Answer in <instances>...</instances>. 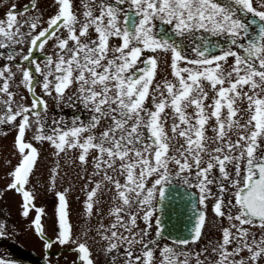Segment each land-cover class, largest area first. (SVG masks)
I'll return each mask as SVG.
<instances>
[{
	"label": "snow or ice",
	"instance_id": "6c2138e0",
	"mask_svg": "<svg viewBox=\"0 0 264 264\" xmlns=\"http://www.w3.org/2000/svg\"><path fill=\"white\" fill-rule=\"evenodd\" d=\"M48 7L45 17L39 0H29L0 18V50H8L0 54V126L15 131L18 156L0 197H21L20 215L31 216L45 264L54 246L74 253L72 264L96 259L88 233L73 230L68 190L55 191L59 159L49 181L56 231L46 235L31 186L36 145L44 143L57 158L75 153L72 162L86 173L79 176L86 219L112 194L109 223L98 221L92 237L104 242L110 264L117 252L120 264H264V0H51ZM14 87L26 95L17 99ZM48 98L83 106L88 121L67 127L53 119L49 128ZM177 179L194 190L180 199L195 220L170 246L161 243L162 214ZM209 213L219 238L189 249L206 235ZM6 227L0 222V239ZM0 264L16 262L0 256Z\"/></svg>",
	"mask_w": 264,
	"mask_h": 264
},
{
	"label": "rangeland",
	"instance_id": "374dc122",
	"mask_svg": "<svg viewBox=\"0 0 264 264\" xmlns=\"http://www.w3.org/2000/svg\"><path fill=\"white\" fill-rule=\"evenodd\" d=\"M29 0H25L27 3ZM51 0H42V8L45 9V15H50L52 9L48 7ZM41 5V4H40ZM31 16L32 13H27ZM47 17V16H46ZM24 19L21 20L23 22ZM24 52H27V45L24 47ZM51 49H49V54ZM38 61V60H37ZM41 62L42 61H38ZM15 63V62H13ZM43 66V65H42ZM15 71V68H13ZM39 79V77H37ZM17 81L19 80V74L17 75ZM17 99L21 94L26 95L23 88L16 89ZM39 92V88H37ZM49 99L48 115L45 117L49 121L48 127L51 128V120H63L65 126L71 127V123L74 118H79L81 122H87L89 119V113L83 108V106L77 104L74 107H68L66 105H56L54 101ZM22 103L30 104V99L22 101ZM2 114V112H0ZM0 131L6 132L7 135H0V191L6 186L9 180L6 178L7 172L16 165L18 156L16 155L13 143L15 137V131L9 126H0ZM40 156L37 162V166L34 170V176L32 178V187L36 194V206L45 210L46 215L42 218L43 226L46 230V235L49 238H53L56 231V217L55 212L58 206V201L54 191H49V181L51 175V169L56 166V161L59 159L60 177L57 179L55 191H67V199L77 196L80 202L81 188L84 187L85 181L80 180V175H86L82 172L77 164H74L73 156L75 153H69L67 156H61L59 158L54 157L53 149L47 144L36 145ZM10 162V163H9ZM20 203L21 197L15 192H4L0 197V222L6 224V239H0V256L6 260L15 261L16 264H45V250L42 241L35 235L31 229L30 220L24 219L20 215ZM77 205V204H76ZM34 215V213L32 214ZM69 215H71L69 210ZM74 223L77 226L85 225L86 222L81 221L80 217L74 212ZM66 249H61L58 246H54L51 249L52 264H65ZM75 257V254H74Z\"/></svg>",
	"mask_w": 264,
	"mask_h": 264
},
{
	"label": "flooded vegetation",
	"instance_id": "af4514ba",
	"mask_svg": "<svg viewBox=\"0 0 264 264\" xmlns=\"http://www.w3.org/2000/svg\"><path fill=\"white\" fill-rule=\"evenodd\" d=\"M220 2L223 3V0H220ZM29 3V1L27 2ZM25 2V0H0V18H3L5 16V13L8 11V9L15 4L17 11L21 10L23 8V6L25 4H27ZM39 3L41 4L40 7L42 8V0H39ZM43 9V8H42ZM45 15V12H44ZM48 15H45V17ZM18 19L22 20L24 19V17H18ZM185 43H188L190 46V41H186ZM8 50H0V54H2L3 52H6ZM188 51V49H186V52ZM191 53L189 52V55ZM44 54L43 53H36L35 58L38 61H42ZM5 63H8L6 60L4 61ZM166 74V73H163ZM173 185H178L181 186L185 189H188L186 186L183 185L182 181L180 180H174L173 181ZM83 188V187H82ZM81 188V199L80 202H78L79 200L77 199V196L71 197L69 199V210H70V222L73 225V230L75 232V234L77 236H83L84 233H88V240H89V244L95 254V259H96V264H110V261L112 259L111 255H106L105 252L103 251V247H104V242H96L99 241V237H96V240L94 241L92 239V237L95 235V231L96 228L98 227V221L103 220V222L105 223V225H107L109 223V217L107 215L110 207L112 206L111 204V193H105L102 196V203L101 205L96 209V212L99 213L98 215H94L90 220L86 219L84 213H83V201L85 199L86 193L84 191H82ZM191 192L194 193V190L192 189H188ZM77 204V205H76ZM190 209V208H189ZM74 212L76 213V215H78L81 219V221L86 222L85 225L82 226H77V222L74 223L73 221V217H74ZM195 220V218H193ZM215 218L212 216L211 213H209V225L206 231V235L204 237H202V240L200 241L199 244L197 245H189V249H193V250H199L201 248H203L206 244H209V242H214L216 239L219 238V231L212 226V221ZM193 220V221H194ZM192 225H190L191 227ZM141 227H143V224L141 223ZM185 235H190L189 230L186 231ZM184 238V237H183ZM171 240L167 235H165V239L161 241V243H168L171 246ZM66 259L67 262H65V264H72V262L76 259V257H74V253H71L69 250L66 249ZM115 259L117 264H120V261L122 259V255L121 252H117L115 254Z\"/></svg>",
	"mask_w": 264,
	"mask_h": 264
},
{
	"label": "water",
	"instance_id": "95a60500",
	"mask_svg": "<svg viewBox=\"0 0 264 264\" xmlns=\"http://www.w3.org/2000/svg\"><path fill=\"white\" fill-rule=\"evenodd\" d=\"M185 192H191L183 187L173 185L172 195L169 197V203L165 207V212L162 214V218L165 222V235L170 239H179L187 237L185 235L194 224L195 218L191 211L190 206L185 208L183 206L184 201L180 197L184 196ZM190 225H192L190 227Z\"/></svg>",
	"mask_w": 264,
	"mask_h": 264
}]
</instances>
